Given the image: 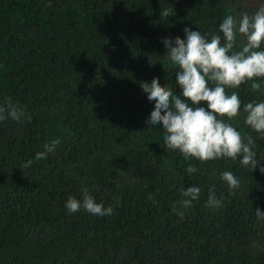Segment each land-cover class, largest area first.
Returning a JSON list of instances; mask_svg holds the SVG:
<instances>
[{"label": "trees", "instance_id": "trees-1", "mask_svg": "<svg viewBox=\"0 0 264 264\" xmlns=\"http://www.w3.org/2000/svg\"><path fill=\"white\" fill-rule=\"evenodd\" d=\"M262 4L0 0V100L27 114L0 121V264H264V221L254 211L264 212V174L165 150L161 130L143 126L153 109L140 89L155 79L180 92L160 41L183 40L185 29L219 34L226 15ZM250 84L235 89L242 104L264 99ZM230 122L264 159V140L243 114ZM55 138V152L23 167ZM187 163L198 171L187 174ZM225 170L240 181L232 192L219 179ZM189 185L201 192L191 208L177 205L181 218L173 202ZM210 187L222 199L215 210L205 204ZM83 188L112 214L68 213L64 201Z\"/></svg>", "mask_w": 264, "mask_h": 264}, {"label": "clouds", "instance_id": "clouds-1", "mask_svg": "<svg viewBox=\"0 0 264 264\" xmlns=\"http://www.w3.org/2000/svg\"><path fill=\"white\" fill-rule=\"evenodd\" d=\"M170 15L168 10H160L162 20ZM218 33L185 29L183 40L160 41L168 65L176 73L174 83L180 92L175 94L155 79L141 82L140 89L153 109L143 126L160 129L165 150L179 152L185 161L238 160L249 171L264 174V163H260L264 159H258L253 137L242 134L230 122L242 113L243 124L257 134V139L264 140V99L242 104L235 91L248 81L253 92L264 90V4L239 19L226 15L218 24ZM26 119L22 106L10 98L0 100V121L22 123ZM59 143V138L44 143L42 150L26 160L23 167H29L34 160H44ZM197 171L192 163L186 164L187 174ZM219 179L229 192L240 187L239 179L231 171L220 172ZM179 192L181 198L173 202V211L183 218L177 205L179 209L191 208L201 188L189 185ZM205 204L213 210L222 206V199L211 187ZM64 207L68 213L83 209L98 217L113 211L111 206L97 202L86 188L81 189L79 199L69 195ZM254 211L256 219L264 221V212L259 207Z\"/></svg>", "mask_w": 264, "mask_h": 264}, {"label": "rangeland", "instance_id": "rangeland-1", "mask_svg": "<svg viewBox=\"0 0 264 264\" xmlns=\"http://www.w3.org/2000/svg\"><path fill=\"white\" fill-rule=\"evenodd\" d=\"M262 2H264V0H261ZM253 2H255V1H253Z\"/></svg>", "mask_w": 264, "mask_h": 264}]
</instances>
